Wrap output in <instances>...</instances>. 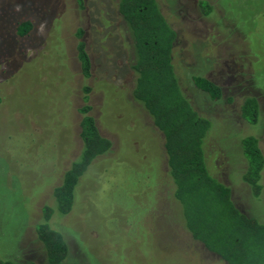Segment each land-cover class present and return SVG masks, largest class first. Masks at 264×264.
<instances>
[{"label":"rangeland","instance_id":"rangeland-1","mask_svg":"<svg viewBox=\"0 0 264 264\" xmlns=\"http://www.w3.org/2000/svg\"><path fill=\"white\" fill-rule=\"evenodd\" d=\"M156 1L176 32L181 88L213 121L207 168L230 187L239 210L264 221V169L254 198L240 179L238 149L241 137L254 135L264 155V0ZM24 20L31 32L17 35ZM78 39L89 77L81 72ZM132 58L117 0H0L1 258L44 262L35 224L81 148L78 108L87 85L90 113L112 146L80 177L71 210L50 219L68 245L64 264H225L179 220L162 133L132 95ZM193 75L219 85L221 98L198 90ZM247 96L259 103L256 124L241 116Z\"/></svg>","mask_w":264,"mask_h":264},{"label":"trees","instance_id":"trees-1","mask_svg":"<svg viewBox=\"0 0 264 264\" xmlns=\"http://www.w3.org/2000/svg\"><path fill=\"white\" fill-rule=\"evenodd\" d=\"M201 7L206 13L209 5L202 1ZM117 12L132 41L131 68L135 75L132 95L162 133L179 220L194 240L225 264H264V221L241 212L232 199L230 187L207 168V137L213 121L194 109L181 88L173 64L175 30L156 0H117ZM19 25L17 35H25L33 27L29 20ZM80 32L79 29L77 37ZM76 49L81 72L89 77L91 62L82 39H78ZM192 83L212 101L221 98V88L212 80L193 75ZM89 90L87 85L82 87L83 104L78 108L81 113L79 153L63 172L60 183L53 187L52 203L40 207V219L35 224L36 237L45 252L41 264H64L68 245L63 234L51 227L50 219L54 213L65 215L71 210L80 177L94 159L111 151V140L100 133L90 113ZM240 109L246 121L258 122L260 108L256 97H245ZM238 149L244 162V167L239 166L240 179L250 196L258 198L262 192L264 156L257 137H241ZM0 264L38 263L0 257Z\"/></svg>","mask_w":264,"mask_h":264},{"label":"flooded vegetation","instance_id":"flooded-vegetation-1","mask_svg":"<svg viewBox=\"0 0 264 264\" xmlns=\"http://www.w3.org/2000/svg\"><path fill=\"white\" fill-rule=\"evenodd\" d=\"M264 156V155H263ZM263 169H264V165H263V168H262V171H263ZM262 174V173H261ZM237 207V206H236ZM241 211V210H240ZM242 212V211H241ZM244 213V212H243ZM245 214V213H244ZM211 254L213 253V252H210ZM214 254V253H213ZM216 255V254H215Z\"/></svg>","mask_w":264,"mask_h":264}]
</instances>
